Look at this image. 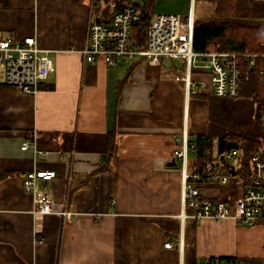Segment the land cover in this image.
Listing matches in <instances>:
<instances>
[{
  "label": "crops",
  "instance_id": "0c3cea01",
  "mask_svg": "<svg viewBox=\"0 0 264 264\" xmlns=\"http://www.w3.org/2000/svg\"><path fill=\"white\" fill-rule=\"evenodd\" d=\"M112 1L0 0V41L35 38L55 66L35 96L0 76V264L264 260V225L183 216L182 163H168L185 137L209 132L208 101L188 96L175 79L185 66L136 58L109 68L80 54L90 18L108 19ZM194 3L158 0L155 15L183 16ZM140 30H134L137 42ZM192 78L206 88L200 95H213L206 73L193 70ZM25 143L30 147L22 150ZM104 166L109 169L100 171ZM32 170L56 173L48 185L53 199L72 210L70 220L34 214L23 187ZM242 194L235 180L203 188L212 199Z\"/></svg>",
  "mask_w": 264,
  "mask_h": 264
},
{
  "label": "built area",
  "instance_id": "2783aa9c",
  "mask_svg": "<svg viewBox=\"0 0 264 264\" xmlns=\"http://www.w3.org/2000/svg\"><path fill=\"white\" fill-rule=\"evenodd\" d=\"M134 2L135 0H126L119 7L116 0L112 1L111 16L108 19L96 13L92 15L88 24L87 45L80 51L86 63L103 62L109 68H115L122 61L136 58H143L152 65L159 64L162 59L174 60L185 66V74L178 75L175 79L184 83L188 96L197 95L202 89H206L204 84L201 86L193 81L192 72L198 69L209 76L211 93L216 97L227 98L239 96L245 79L239 58H244L245 61L251 58L249 68L255 65L257 58H264V55L194 52L193 6L187 18L179 15H155L156 21L150 22L147 42L142 46L134 39V30L142 23L141 13ZM0 68L5 74V84L18 88L26 96H35L39 92V86L55 71L53 60L38 47L35 38H28L23 42L12 39L0 41ZM39 136L37 133L36 139ZM29 147V143H25L22 150ZM191 154L196 155V146L187 137L172 153V157L182 163L184 217L196 221L210 219L218 224L234 220L249 227L264 225V148H260L250 160L248 184L236 174L239 168L236 161L239 155L237 150L222 156L224 166L230 172L228 174L222 173L218 163L214 161L207 160L201 167L190 160ZM205 154L209 157L210 151L206 150ZM231 171L236 175H232ZM55 177L56 173L53 171L32 170L24 175V191L32 199L34 214L56 215L70 220L72 210L66 203L53 199L48 185ZM231 180L241 185V197L222 200L203 195V188L213 184L229 185ZM165 247L171 249L172 244L166 243ZM205 264L217 263L210 261ZM228 264L250 263L233 260Z\"/></svg>",
  "mask_w": 264,
  "mask_h": 264
},
{
  "label": "trees",
  "instance_id": "16d2710c",
  "mask_svg": "<svg viewBox=\"0 0 264 264\" xmlns=\"http://www.w3.org/2000/svg\"><path fill=\"white\" fill-rule=\"evenodd\" d=\"M158 0L135 1L141 13L140 45L147 42V30L156 14ZM126 0H121V7ZM213 7L210 17L194 20L193 49L196 53H234L239 55H264V0H195ZM139 3V4H138ZM143 59V58H142ZM163 60V59H162ZM242 63L243 83L238 97L220 98L200 95L209 103V132L190 139L196 146L193 162L201 167L207 160L218 163L222 173H230L221 157L233 150L239 168L236 174L246 184L250 179V160L264 148V58H257L249 68L251 58H239ZM247 77V78H246ZM113 132L108 135V166L115 152ZM210 150V156L205 151ZM106 161V162H107ZM107 166L100 171L108 170ZM5 174H0L2 179ZM235 258L212 259L217 264H228ZM250 264H261L264 260L243 259Z\"/></svg>",
  "mask_w": 264,
  "mask_h": 264
},
{
  "label": "rangeland",
  "instance_id": "374dc122",
  "mask_svg": "<svg viewBox=\"0 0 264 264\" xmlns=\"http://www.w3.org/2000/svg\"><path fill=\"white\" fill-rule=\"evenodd\" d=\"M180 2V0H178V3ZM194 7V19H198V18H203V17H210L213 13V7L207 3H202V2H197L196 4L194 3L193 5ZM191 8V7H190ZM190 8L188 10V13L184 14L182 17L183 18H187L188 17V14H189V11H190ZM172 61L170 60H167V64H171ZM176 66H178L179 62L178 61H175L173 62ZM3 74V71L0 70V76H2ZM181 75H184L185 72H180ZM194 157L193 155L191 154L190 155V160H192ZM178 166L181 167V164H179Z\"/></svg>",
  "mask_w": 264,
  "mask_h": 264
},
{
  "label": "water",
  "instance_id": "95a60500",
  "mask_svg": "<svg viewBox=\"0 0 264 264\" xmlns=\"http://www.w3.org/2000/svg\"><path fill=\"white\" fill-rule=\"evenodd\" d=\"M138 4H139V3H138ZM155 21H156V17L153 18L152 22L154 23ZM176 165H177V164H176L175 159H173L172 162L168 163V167H174V166H176ZM231 174H232V175H235V172H234V171H231Z\"/></svg>",
  "mask_w": 264,
  "mask_h": 264
}]
</instances>
